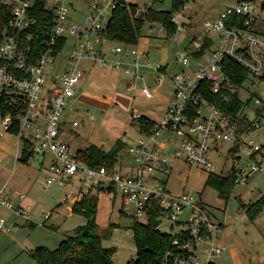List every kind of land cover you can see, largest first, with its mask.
<instances>
[{
    "label": "built area",
    "instance_id": "2783aa9c",
    "mask_svg": "<svg viewBox=\"0 0 264 264\" xmlns=\"http://www.w3.org/2000/svg\"><path fill=\"white\" fill-rule=\"evenodd\" d=\"M1 1L8 7L9 16L0 30V134L8 131L15 135L19 143L17 159L25 156V162L45 165L46 185L63 186L77 177L84 187L83 196L95 191L119 193L122 211L135 221L148 223L155 212L154 216L160 219L156 227L169 225L171 244L176 249L164 253V264L214 262V257L226 249L218 242L222 223L214 222L192 194H174L165 189L161 178L174 159L213 169L208 156L212 141L233 142L248 160L246 166L237 167L236 183L245 182L252 173L263 169L264 143L257 142L254 134L264 127V114L257 112L255 117L259 118L241 128L239 120H231L208 94L220 93L228 99L229 92L239 90L224 71L225 58L245 68L248 74L264 75V0H232L218 16L204 22L200 37L192 39L187 48L179 49L177 62L181 67L172 76L171 100L151 128H139L138 136L127 148L132 162L118 163L119 170L105 160L96 166L86 164L77 150L61 140L62 128L67 124L64 111L68 105L73 106L77 96L84 73L79 67L81 59L132 73L128 89H139L145 98L153 97L145 83L137 84L143 80V52L118 42L105 47L109 40L106 31L121 7L129 11L133 20L154 22L147 20V12L155 9L153 3L164 0H43L52 13V25L47 36L38 40L32 32H26L37 23L32 13L35 0ZM169 1L178 9L193 0ZM79 3L86 10L84 20L68 24L69 10ZM173 20L177 21L171 16L174 24ZM175 27L179 31L181 23ZM161 30L166 31L163 23ZM68 35L75 38L71 53L61 70L49 76L46 67L60 54ZM209 41L210 46L204 48ZM160 66L153 67L158 70ZM243 116L246 113L239 118ZM70 124L77 126L78 121ZM4 192L5 186L0 189V205L27 218L20 206L14 207L4 198ZM17 197L20 202L25 195ZM8 230L0 218V231Z\"/></svg>",
    "mask_w": 264,
    "mask_h": 264
},
{
    "label": "rangeland",
    "instance_id": "374dc122",
    "mask_svg": "<svg viewBox=\"0 0 264 264\" xmlns=\"http://www.w3.org/2000/svg\"><path fill=\"white\" fill-rule=\"evenodd\" d=\"M232 2L193 0L184 7L175 9L169 0L157 1L152 7L170 12L177 20L176 22L173 20L174 24L181 23L179 31L174 34L162 31L161 21L154 20L142 24L135 44L107 40L105 47L117 42L125 47L129 45L138 47L149 52L150 64L168 66L167 74L163 71L141 68L143 80L140 79L137 84L145 83L154 94L152 98L140 96L138 90L127 89L128 80H133L132 73L126 74L123 70L81 59L79 67L85 70L89 78L80 86V91L85 90L112 99L117 95L119 102L111 100L109 104L97 108L79 107L77 108L79 111L71 110L68 105L64 111V118L71 120L76 118L79 125L64 126L61 140L67 142L73 150L83 149L90 144L108 150L117 139H120L123 147L113 167L119 170L118 163L131 164L132 158L127 154V148L138 135L135 114L157 120L161 118L162 110L172 96L170 74L173 75L172 73L181 67L176 61L179 49L187 48L192 39L200 37L205 29L204 22L218 16ZM85 13L82 4H77L75 8L69 10L67 23L82 22ZM74 42L75 38L68 35L60 54L54 61L51 59L46 67L49 76L61 70ZM104 82L109 85L107 88H104ZM119 94L127 98L128 103L119 99ZM238 94L245 102L249 99L244 113L250 121L256 118V109L264 114V75L248 74ZM72 105L78 107L80 102H73ZM84 111L94 115L92 121L87 119ZM258 118L259 116L256 119ZM262 121L264 124V119ZM254 137L257 142L263 144L264 127L258 129ZM18 146L14 134L8 131L0 134V189L5 186L4 198L8 199L12 206H20L28 218L0 205V218L5 220V225L9 228V231H0V264H38L31 255L32 249L39 245L53 249L67 235H71L76 227L85 224L86 216L80 211H75L73 200H70H80L84 194V187L77 177L63 186L46 185L45 165L40 166L17 159ZM233 146L234 143L231 141H212L208 151L214 166L211 170L174 159L166 176L161 178L162 184L174 194L180 192L192 194L214 222L222 223L218 242L225 245L226 249L214 257L215 264H264V210L252 220L246 213V207L264 195V165L263 169L252 173L245 182L236 183L230 190L228 199L220 197L218 190L205 182L209 173L225 176L233 165L246 166L248 160L243 157L241 149L237 148L231 155L230 150ZM19 194H24L25 197L16 205ZM92 194L98 199L95 220L102 246L114 249L113 264H128L136 257V247L130 228L133 219L122 211L119 193L95 191ZM67 195L71 198H66ZM158 229L162 232L170 230L167 224L159 225Z\"/></svg>",
    "mask_w": 264,
    "mask_h": 264
},
{
    "label": "trees",
    "instance_id": "16d2710c",
    "mask_svg": "<svg viewBox=\"0 0 264 264\" xmlns=\"http://www.w3.org/2000/svg\"><path fill=\"white\" fill-rule=\"evenodd\" d=\"M32 13L37 17L35 27L27 29L26 32H32L33 38H44L49 33L52 25V13L45 8L43 0H35L32 6ZM9 10L0 0V30L7 21ZM171 13L164 10L149 9L146 15L147 20H159L166 27L167 33L174 34L176 27L171 22ZM142 20H133L129 15V11L125 8H118L115 12V18L107 27L106 34L108 39L127 42L131 44L137 43V36L140 33ZM64 38L60 41L58 47L61 48ZM211 42H206L204 48L209 47ZM224 71L229 76L233 84L238 88L248 76L245 68L237 64L231 59H224ZM208 98L213 101L221 110L230 115L231 120L237 119L241 128L250 126L254 120H249L247 116L239 118L244 112L245 102L238 94V91L229 92L228 99L220 93H209ZM260 112L256 109V113ZM139 128H151L154 121L140 115L135 117ZM123 145L120 139H117L113 146L105 150L103 147L90 144L83 149H77L78 156L90 166H96L101 160H105L109 165L113 166ZM237 146L231 148L233 155ZM238 158V157H237ZM25 156L22 160L25 162ZM236 170L234 165L225 176L209 173L206 178V184L212 185L218 190L220 197L228 199L230 190L236 185ZM97 196L93 194L84 195L80 200L73 202V209L80 211L86 216V222L79 225L73 230L71 235H67L60 241L57 247L50 249L45 246H36L31 250V255L36 259L38 264H113L112 247H103L98 233V225L95 220L97 211ZM264 210V195L254 203L246 207V213L249 219H254ZM155 212L149 217L148 223H141L133 220L130 228L134 244L136 247V257L128 264H164L162 259L167 250H176L171 244L173 234L162 232L156 226L160 219L157 218ZM209 264H215L210 262Z\"/></svg>",
    "mask_w": 264,
    "mask_h": 264
},
{
    "label": "crops",
    "instance_id": "0c3cea01",
    "mask_svg": "<svg viewBox=\"0 0 264 264\" xmlns=\"http://www.w3.org/2000/svg\"><path fill=\"white\" fill-rule=\"evenodd\" d=\"M142 51V50H141ZM143 52V55L140 57V61H141V63H142V65H141V67H140V74H141V68L143 69L144 68V70H146V69H153L154 71H157V72H161V71H163L165 74H167V68H168V66L167 67H163V66H160V68L158 69V70H156L153 66H155V65H152V64H150L149 62H148V54H149V52L148 51H142ZM129 59H131V58H129ZM177 61V60H176ZM149 63V65H147ZM178 63V62H177ZM179 70V67L172 73V74H175L177 71ZM127 74V73H126ZM89 76V75H88ZM87 76V73H85V70H84V73H83V76L81 77V79H80V82H79V84H78V86H77V96H76V99L73 101V102H80V105H78V107H75L74 105L73 106H71V108H72V110H74V111H76V110H78L77 108H79V107H81V108H89V107H94V108H97V107H101V106H105V105H107V104H109V102L111 101V100H114V101H116L117 103L119 102L118 100H117V95L115 96L116 98L115 99H112V97H107V98H105L104 97V95H100V94H97V93H90L89 91H85V90H81L80 91V86L82 85V84H85L86 83V81H87V79L89 78ZM172 76L173 75H171L170 74V79H171V83H172ZM139 81V80H138ZM107 83V82H106ZM106 83L104 82L103 83V85H105L104 86V88H107L109 85H106ZM139 85V84H138ZM172 87H171V91L173 92V83H172V85H171ZM127 89H128V87H127ZM129 90V89H128ZM135 90H138V94L140 95V96H142L141 95V93H140V91H139V89H135ZM172 92H171V94H172ZM153 96H154V94H153ZM104 97V98H103ZM118 97H119V99H121L122 101H124L125 103H128V101L129 100H127V98H123L122 97V95L121 94H119L118 95ZM142 97H144V96H142ZM125 99V100H124ZM72 102V103H73ZM167 102V101H166ZM168 104L169 103H167L165 106H164V108H163V110H162V113L164 114V112H165V110H166V108H167V106H168ZM86 110V109H85ZM79 111V110H78ZM84 113L86 114V117H87V119L90 121H92L93 120V118H94V115L93 114H89L88 113V111H84ZM91 115H92V117H91ZM144 116V115H143ZM145 117H147V116H145ZM162 117V116H161ZM148 119H150V120H152V121H158L157 119H152V118H150V117H147ZM65 119V121H66V123L67 124H64V126H69L70 125V121H72V120H76V118H74V119H69V118H64ZM78 121V120H77ZM78 125H79V121H78ZM77 125V126H78ZM76 126V127H77ZM138 134H139V126H138ZM138 136V135H137ZM115 143V142H114ZM89 146V145H88ZM99 146V145H98ZM22 161V160H21ZM24 162V161H23ZM8 200V199H7ZM9 201V200H8ZM10 202V201H9ZM18 203H19V200H18V197H17V204L16 205H18ZM21 205V204H20ZM22 206V205H21ZM13 213H14V211H13ZM16 214V213H15ZM17 215H19V214H17ZM21 216V215H20ZM25 217V216H24ZM26 218V217H25ZM26 219H28V218H26ZM9 231V230H8ZM3 232H6V231H3Z\"/></svg>",
    "mask_w": 264,
    "mask_h": 264
}]
</instances>
